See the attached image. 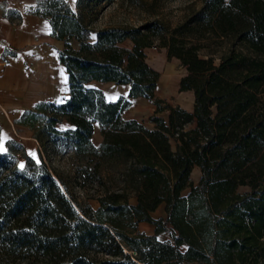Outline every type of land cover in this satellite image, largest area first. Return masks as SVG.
I'll return each instance as SVG.
<instances>
[{
  "label": "trees",
  "instance_id": "16d2710c",
  "mask_svg": "<svg viewBox=\"0 0 264 264\" xmlns=\"http://www.w3.org/2000/svg\"><path fill=\"white\" fill-rule=\"evenodd\" d=\"M112 1L75 0V9L66 0L36 1L29 12L47 18L51 36L63 42L58 61L68 96L36 104L20 122L36 129L44 149L47 134L66 138L91 178L114 165L123 185L98 194L91 209L42 158L19 168L0 153V264H264V0H202L169 36L152 22L104 27L86 41L98 3ZM158 36L187 69L180 89L195 94L192 112L171 106L167 121L156 115L160 73L144 53ZM125 40L130 48L120 45ZM93 80L128 84L127 98L107 100L87 85ZM135 97L153 99L152 129L122 117ZM63 119L70 127L59 130ZM95 122L99 146L91 142ZM162 204L165 220L151 215ZM140 222L153 233L139 231ZM167 224L171 239L161 240Z\"/></svg>",
  "mask_w": 264,
  "mask_h": 264
},
{
  "label": "rangeland",
  "instance_id": "374dc122",
  "mask_svg": "<svg viewBox=\"0 0 264 264\" xmlns=\"http://www.w3.org/2000/svg\"><path fill=\"white\" fill-rule=\"evenodd\" d=\"M66 1L75 9V0ZM201 6L202 0H114L109 3L99 2L95 9L96 17L91 22V27L84 38L90 42L96 30L108 26L141 27L152 22H158L164 28V33L169 36L175 28L186 22ZM69 43L74 49L78 48V41L75 39H71ZM49 44L57 51L63 47V42L53 39L49 40ZM120 45L130 48L132 43L130 40H125ZM220 48L219 45L210 48V51L215 52L216 62L219 61ZM144 49L146 62L160 73L158 86L154 91V98L160 100V106L163 107V110L156 115L167 121L170 112L169 107L171 106H180L192 112L195 101L193 90L182 91L180 89L182 77L187 74L186 67L182 65L179 59L168 57V49L162 45L160 36L152 37V43ZM206 50L209 49L203 50L202 53H206ZM54 102L58 103V101ZM34 107L19 112L20 110L17 107L2 104L0 99V147L3 148L0 153L9 152L10 160L19 168H24L29 159L39 162L42 158L54 176L56 174L63 176L78 202L89 205L91 209H96L98 206L96 196L98 194L104 193L107 189L123 185L118 168L114 165H105L100 180H96L94 177L91 178L86 160L76 156L69 141L59 135L47 134V137L43 139L45 141L44 149L41 142L34 137L36 129L20 122L21 115ZM154 108L156 109V105L153 99L129 101L122 117H134L142 122L145 127L152 129L154 123L151 121V116L154 114ZM96 123L93 124L95 129L91 136V142L94 146H99L102 135L100 126L97 127ZM193 127H195L194 121L186 124L185 130ZM56 128L64 130L66 126L60 121L56 124ZM170 142L173 149H176L179 143L177 135L170 136ZM200 178L201 170L198 166H195L190 180L197 184ZM247 189V187L240 188L241 191ZM189 190L187 188L182 193L187 194ZM128 201L129 203H135L136 198L130 196ZM151 215L154 218L165 220L167 214L164 204L152 212ZM166 228L167 230L158 235L159 239H171L170 224H167ZM137 229L146 234H151L154 226L146 222H140Z\"/></svg>",
  "mask_w": 264,
  "mask_h": 264
},
{
  "label": "crops",
  "instance_id": "0c3cea01",
  "mask_svg": "<svg viewBox=\"0 0 264 264\" xmlns=\"http://www.w3.org/2000/svg\"><path fill=\"white\" fill-rule=\"evenodd\" d=\"M36 1L0 0V99L19 112L68 96V74L58 61V51L49 44L55 39L48 19L29 12ZM94 39L95 34L90 42ZM87 85L101 90L109 101L127 98L129 91L128 84L114 82L93 80ZM138 99L145 98H128L130 102ZM61 122L70 127L65 119Z\"/></svg>",
  "mask_w": 264,
  "mask_h": 264
},
{
  "label": "snow or ice",
  "instance_id": "6c2138e0",
  "mask_svg": "<svg viewBox=\"0 0 264 264\" xmlns=\"http://www.w3.org/2000/svg\"><path fill=\"white\" fill-rule=\"evenodd\" d=\"M0 151H3V148L2 147H0Z\"/></svg>",
  "mask_w": 264,
  "mask_h": 264
}]
</instances>
